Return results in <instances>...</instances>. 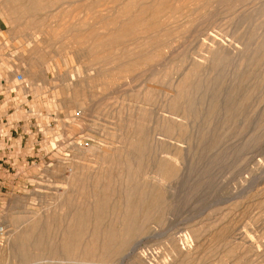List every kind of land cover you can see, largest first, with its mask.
Masks as SVG:
<instances>
[{
	"label": "rangeland",
	"instance_id": "obj_1",
	"mask_svg": "<svg viewBox=\"0 0 264 264\" xmlns=\"http://www.w3.org/2000/svg\"><path fill=\"white\" fill-rule=\"evenodd\" d=\"M2 116L0 264H264V0H0Z\"/></svg>",
	"mask_w": 264,
	"mask_h": 264
},
{
	"label": "crops",
	"instance_id": "obj_2",
	"mask_svg": "<svg viewBox=\"0 0 264 264\" xmlns=\"http://www.w3.org/2000/svg\"><path fill=\"white\" fill-rule=\"evenodd\" d=\"M4 118H5V116L0 117V126L1 125H4V126L7 125L8 120L4 119ZM3 120H5V121H3ZM3 122H4V124H2ZM2 142H4L5 147H4V149H2L1 153L2 154H7L6 157L8 159V160L3 161V163H15V161H13V159L10 158V155L12 153H19L20 150H24V149H18L17 146L16 147H12L11 146L12 142L8 138H6L5 136L2 139ZM3 157H5V155ZM21 161H22V159H21Z\"/></svg>",
	"mask_w": 264,
	"mask_h": 264
},
{
	"label": "bare ground",
	"instance_id": "obj_3",
	"mask_svg": "<svg viewBox=\"0 0 264 264\" xmlns=\"http://www.w3.org/2000/svg\"><path fill=\"white\" fill-rule=\"evenodd\" d=\"M159 0H154V3L156 2H158ZM140 14V13H139ZM123 236V235H122ZM187 239V238H186ZM18 241H20V239H18V237H16L15 239H13V244H14V248L15 249H17L16 251H14L17 255H22L23 254V252L21 251V249L19 248V246H17L16 244H17V242ZM12 244V245H13ZM187 244V243H186ZM13 247V246H12ZM0 250H2V249H0ZM181 250H187V248H185V246L183 245V247L181 248ZM11 253V252H10ZM10 255V254H9ZM11 256V255H10ZM16 256V255H15ZM163 264H167V262L166 263H163Z\"/></svg>",
	"mask_w": 264,
	"mask_h": 264
},
{
	"label": "built area",
	"instance_id": "obj_4",
	"mask_svg": "<svg viewBox=\"0 0 264 264\" xmlns=\"http://www.w3.org/2000/svg\"><path fill=\"white\" fill-rule=\"evenodd\" d=\"M2 235H3V232H2V228H1V226H0V249H1V247H2V244L5 243V240H3V239L1 238Z\"/></svg>",
	"mask_w": 264,
	"mask_h": 264
}]
</instances>
